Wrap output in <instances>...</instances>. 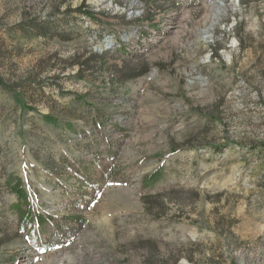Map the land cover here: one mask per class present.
I'll list each match as a JSON object with an SVG mask.
<instances>
[{"label":"rangeland","instance_id":"rangeland-1","mask_svg":"<svg viewBox=\"0 0 264 264\" xmlns=\"http://www.w3.org/2000/svg\"><path fill=\"white\" fill-rule=\"evenodd\" d=\"M0 264H264V0H0Z\"/></svg>","mask_w":264,"mask_h":264},{"label":"trees","instance_id":"trees-1","mask_svg":"<svg viewBox=\"0 0 264 264\" xmlns=\"http://www.w3.org/2000/svg\"><path fill=\"white\" fill-rule=\"evenodd\" d=\"M0 88H1V89H4V88L6 89L4 83H2L1 81H0Z\"/></svg>","mask_w":264,"mask_h":264}]
</instances>
